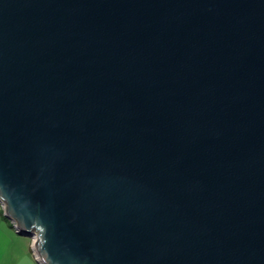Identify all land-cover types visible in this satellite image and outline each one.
Here are the masks:
<instances>
[{"label":"water","instance_id":"water-1","mask_svg":"<svg viewBox=\"0 0 264 264\" xmlns=\"http://www.w3.org/2000/svg\"><path fill=\"white\" fill-rule=\"evenodd\" d=\"M0 202L39 264H264V0H0Z\"/></svg>","mask_w":264,"mask_h":264},{"label":"crops","instance_id":"crops-1","mask_svg":"<svg viewBox=\"0 0 264 264\" xmlns=\"http://www.w3.org/2000/svg\"><path fill=\"white\" fill-rule=\"evenodd\" d=\"M3 219L0 216V264H36L32 246L22 244V239L12 233V224H7Z\"/></svg>","mask_w":264,"mask_h":264},{"label":"rangeland","instance_id":"rangeland-1","mask_svg":"<svg viewBox=\"0 0 264 264\" xmlns=\"http://www.w3.org/2000/svg\"><path fill=\"white\" fill-rule=\"evenodd\" d=\"M0 216H1V218H3L4 217V221L7 223V224H11V220L9 219V218H7V217H5L6 215H5V211H4V208H3V206H2V204H1V202H0ZM12 233L14 234V236L16 237V238H21L22 239V244H24L26 247H31L32 246V244H33V242H34V239H33V237L32 236H30V235H27V234H22V233H20V232H18L17 230H16V228L14 227V226H12ZM16 240V239H15ZM16 243L18 244V245H20V242L19 241H16ZM35 259V263L37 264H39V262L36 260V258H34Z\"/></svg>","mask_w":264,"mask_h":264}]
</instances>
